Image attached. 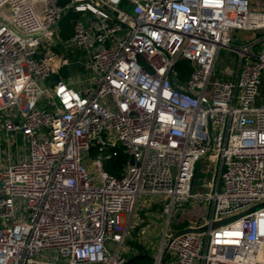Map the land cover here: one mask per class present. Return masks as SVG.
Returning <instances> with one entry per match:
<instances>
[{"label": "built area", "instance_id": "2783aa9c", "mask_svg": "<svg viewBox=\"0 0 264 264\" xmlns=\"http://www.w3.org/2000/svg\"><path fill=\"white\" fill-rule=\"evenodd\" d=\"M68 10L91 16L63 40ZM235 30L258 37L237 46ZM60 45L88 53L81 89L51 80L72 62ZM222 49L233 78L217 75ZM263 78L251 0H0V264H141L122 249L143 195L168 215L156 264L166 242L176 264H264ZM121 153L117 175L105 162ZM184 228L201 230L173 237ZM52 250L64 261L38 259Z\"/></svg>", "mask_w": 264, "mask_h": 264}, {"label": "rangeland", "instance_id": "374dc122", "mask_svg": "<svg viewBox=\"0 0 264 264\" xmlns=\"http://www.w3.org/2000/svg\"><path fill=\"white\" fill-rule=\"evenodd\" d=\"M251 1H252V4L257 5L256 8L253 7L254 9L258 11L264 10V0H251ZM55 49L58 50L64 56H66L70 61L73 62V64H75L77 60L79 61L78 65L77 63L76 65H73V68L66 67L64 69H61L59 71V74H60V77L66 80V82L72 83L76 89H81L82 84L80 81H85L86 79L89 78V76H92V74L87 72L86 65L81 64V63H84V60L88 58V53L83 49H75L73 51L65 50L63 45H60L56 47ZM224 67L221 64H217L216 66L217 75H221L219 74V72H221ZM56 74L58 76V73ZM1 115H0V118L2 119L3 116ZM4 136L5 135L1 132L0 138H1V141L3 142L2 146L4 147V149H1L0 152H2V154L5 153V155H7V151H9V149H8L6 141L3 138ZM19 141H20L19 144H21V140ZM10 151H11V155H13L14 159H16L17 150L15 146H13V148ZM106 163L107 162H105V164ZM208 164L209 162L207 160L200 161L198 163L197 173H196V178H195V187L202 188V189H206L208 187V186L205 187V183H207L212 177V170H211L212 167ZM147 197L149 196L143 195L140 197V200L144 198L147 199ZM164 205L165 203L163 202L162 206L160 205L158 209L156 208V210L152 211L150 215L145 216L146 217L145 222H147L146 225L144 224L145 232H143V234L140 232L143 228L142 227L139 231L140 234L138 233L139 238L141 237L140 242H137V240L130 239V238L126 240L124 244V248L122 249V254L126 256L128 259L133 258L136 255V253H138V251L142 250L143 252H147L150 258L146 261H142L141 264H155L156 263L154 259L156 258L158 254L159 247L163 243L165 230L167 229L168 215L165 214L163 211ZM141 218H143V216H141ZM175 228L176 227H174V224L172 223L169 226V231L172 232L173 229ZM131 236L133 238L137 237L134 231L133 233L131 232ZM167 244L168 242H166V246ZM112 247L113 248L115 247L114 244ZM38 259L47 260V261H60V262L64 261V259L61 258V255H59L56 251H53V250L42 252V254L38 256ZM169 260H170V257H167L164 264H168Z\"/></svg>", "mask_w": 264, "mask_h": 264}, {"label": "crops", "instance_id": "0c3cea01", "mask_svg": "<svg viewBox=\"0 0 264 264\" xmlns=\"http://www.w3.org/2000/svg\"><path fill=\"white\" fill-rule=\"evenodd\" d=\"M256 6L257 5L253 4L254 8H256ZM90 16H91V14H89V13L81 15V17H84V18L85 17L88 18ZM256 37H258V32L247 31V30H235L233 43H234V45H237V46H244L245 44L253 42ZM238 63H239V56L237 53H235L229 49H222L218 54L216 66H217V64H221L223 67L225 66L223 68V70L221 72H219V74H221L225 78H233L236 76ZM73 65H76V63L73 64V62H71V64L65 66L64 68H66V67H72L73 68ZM77 65H78V63H77ZM229 70L235 71V73L230 74V73H228ZM55 74H53V76L51 77V80L55 81V80L62 78V77H60V74H58V76H57V74L56 75ZM257 104L258 105L264 104V78H263L261 86H260ZM148 196L149 197H147V199L146 198H144L142 200L139 199L135 213L131 217V219H128L129 223H127V225H126L129 228L128 238L135 239V240H137V242H140L141 237L139 238V234H140L139 231L142 227L143 228L140 232L142 234H143V232H145L144 226L147 224V222H145V220H146L145 216L150 215L152 211H155L156 208L158 209V207L160 205L162 206V204L164 202L163 198L160 196H151V195H148ZM141 216H143V218H141ZM133 231L137 235L136 238H133L131 236V232L133 233ZM161 246L159 247V250H160ZM158 253H159V251H158ZM136 255H147L148 256L147 252H143L142 250L138 251V253H136ZM167 257H170L168 264H176V257L170 250H168L165 257L162 259L161 264L165 263V260ZM143 259H149V258H143ZM154 261L156 262V258Z\"/></svg>", "mask_w": 264, "mask_h": 264}, {"label": "trees", "instance_id": "16d2710c", "mask_svg": "<svg viewBox=\"0 0 264 264\" xmlns=\"http://www.w3.org/2000/svg\"><path fill=\"white\" fill-rule=\"evenodd\" d=\"M68 1L69 0H60V4L65 5ZM80 16H81L80 13L75 12L73 10H68L67 13L64 14L63 18L59 22V34L63 40H68L73 36L74 21L80 18ZM178 68L180 70L179 77L182 80H187L192 70L190 63L185 60L181 61L178 65ZM126 161H127V155L124 153H121L118 157H115L107 161V163L105 164V167L111 173L120 175L123 164H125ZM184 226H185L184 224H181L179 228H182ZM146 260L148 259H140L137 261L142 262Z\"/></svg>", "mask_w": 264, "mask_h": 264}, {"label": "water", "instance_id": "95a60500", "mask_svg": "<svg viewBox=\"0 0 264 264\" xmlns=\"http://www.w3.org/2000/svg\"><path fill=\"white\" fill-rule=\"evenodd\" d=\"M134 162V159L132 158L131 159V163ZM225 222V221H224ZM201 229H194V228H184V229H181L179 230L178 232H176L173 237L179 235V234H182V233H185V232H191V231H200ZM172 237V238H173ZM171 238V240H172ZM170 240V241H171ZM169 247H170V242L167 244V246H165L164 248V252H163V255H162V259L165 257L166 253L168 252L169 250ZM143 258H150L149 256L147 255H136L134 256L133 258L129 259V262H133V261H137V260H140V259H143ZM155 260V259H154Z\"/></svg>", "mask_w": 264, "mask_h": 264}]
</instances>
